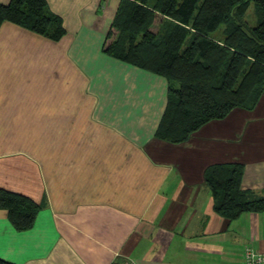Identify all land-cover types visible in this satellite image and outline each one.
<instances>
[{"label":"crops","instance_id":"1","mask_svg":"<svg viewBox=\"0 0 264 264\" xmlns=\"http://www.w3.org/2000/svg\"><path fill=\"white\" fill-rule=\"evenodd\" d=\"M119 2L47 0L59 41L0 27V187L44 203L24 231L0 209V257L243 264L246 245L264 251V212L219 216L204 174L241 164L242 188L264 197V92L183 143L159 140L167 80L103 50Z\"/></svg>","mask_w":264,"mask_h":264},{"label":"trees","instance_id":"2","mask_svg":"<svg viewBox=\"0 0 264 264\" xmlns=\"http://www.w3.org/2000/svg\"><path fill=\"white\" fill-rule=\"evenodd\" d=\"M251 3L254 25L244 20ZM113 19L104 52L168 82L159 140L183 143L233 109L252 110L263 95L264 0H120ZM4 22L53 41L67 32L47 0L0 3ZM242 175L238 163L210 165L204 174L214 212L228 220L264 212V197L242 188ZM43 204L0 187V209L17 231L34 226ZM0 264L16 263L0 257Z\"/></svg>","mask_w":264,"mask_h":264},{"label":"built area","instance_id":"3","mask_svg":"<svg viewBox=\"0 0 264 264\" xmlns=\"http://www.w3.org/2000/svg\"><path fill=\"white\" fill-rule=\"evenodd\" d=\"M243 264H264V251L246 245L242 252Z\"/></svg>","mask_w":264,"mask_h":264},{"label":"rangeland","instance_id":"4","mask_svg":"<svg viewBox=\"0 0 264 264\" xmlns=\"http://www.w3.org/2000/svg\"><path fill=\"white\" fill-rule=\"evenodd\" d=\"M247 14L244 17V20L247 22V24L254 25L255 23V16L253 13V3H251L250 7L248 8ZM156 27V25H155ZM155 27L153 28L155 30ZM224 26H222L218 31L215 32L216 36H220V33L222 31Z\"/></svg>","mask_w":264,"mask_h":264}]
</instances>
